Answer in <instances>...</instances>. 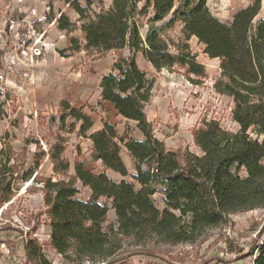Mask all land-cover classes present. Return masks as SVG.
I'll list each match as a JSON object with an SVG mask.
<instances>
[{"label":"trees","instance_id":"trees-1","mask_svg":"<svg viewBox=\"0 0 264 264\" xmlns=\"http://www.w3.org/2000/svg\"><path fill=\"white\" fill-rule=\"evenodd\" d=\"M248 1L246 7L233 12L230 24L211 14L207 0H111L110 8L94 13L93 18L79 27L60 14L56 19L60 31L78 29L84 36V45L72 38L68 50L115 52L110 72L100 81V100L112 105L119 116L135 122L143 140L123 142L108 123L87 138L92 143L94 161L127 177V167L120 157V144L124 143L134 161L133 182H115L105 174H92L83 169L82 163L75 164L74 174H69L68 162L61 158L64 148L57 143L48 152L53 177L36 173L45 157L43 151L34 154L33 167L22 175L16 161L6 169L11 160L6 157L0 167V210L16 194L17 189L14 191L12 187L14 174L23 183L40 184L43 214L49 221V246L66 262L77 264L121 261L124 257L119 259L117 255L124 240L132 241L134 246L192 244L206 230L227 225L231 215L264 210V18L255 22L262 0ZM65 2L79 20L86 18L87 7L76 0ZM91 4L88 0L87 5ZM176 24L181 25L185 40L196 38L209 59L219 60L220 75L213 89L232 100V119L240 127L237 133H232L215 120L203 121L192 130L193 143L200 154L166 148L154 136L145 112L154 80L147 79L146 73L138 68V54L157 71L178 67L191 82H194L191 76L206 78L204 66L196 62V55L187 45H178L163 36L164 31ZM144 25L149 30L143 40L140 30ZM125 49L128 55L124 54ZM62 106L61 122L67 117L75 120V126L81 122L78 135L86 136L92 120L66 102ZM249 131L257 138L252 139ZM242 170L244 177L240 174ZM79 185L90 190L87 199L78 198ZM33 190L26 187V192ZM157 193L163 196L162 209L153 200ZM101 199L111 201L116 229L111 225L103 227L109 208L100 203ZM0 232L6 233L4 242L13 251L12 234L21 237L24 264H52L36 239L27 234L23 237L21 230L10 225H1ZM256 248L255 245L244 254L236 251L237 257L229 262L254 256ZM257 254L254 264H264V243ZM212 261L226 263L219 257Z\"/></svg>","mask_w":264,"mask_h":264},{"label":"rangeland","instance_id":"rangeland-1","mask_svg":"<svg viewBox=\"0 0 264 264\" xmlns=\"http://www.w3.org/2000/svg\"><path fill=\"white\" fill-rule=\"evenodd\" d=\"M76 1L87 7L84 20H79L65 0H0V167L5 164L6 157H11L6 169L16 161L21 166L19 175H22L33 167L34 154L43 151L45 157L36 173L53 177V164L48 152L51 146L58 143L64 148L61 158L68 162L69 174H74L75 164L82 163L83 169L92 174H105L115 182L125 180L132 183L131 175L135 174V167L129 166L123 158L124 143L120 144V157L127 167V177L105 169L100 161H94L92 143L87 138L108 123L114 126L117 137L123 142L126 139L136 140L137 137L143 140L134 122L124 120L112 105L100 100V81L110 72L116 59L115 52H71L68 50L71 39L76 38L79 45H84V36L78 29L60 31L56 22L63 13L79 27L93 18L94 13L110 8L111 0H90L91 5H87L88 0ZM248 4V0H210L208 9L217 19L230 24L233 12ZM263 18L264 0L255 22ZM148 30V26L144 25L140 30L141 39H145ZM163 36L178 45H187L189 51L196 55V62L204 66L206 78L199 80L191 76L190 79L194 80L191 82L178 67L157 71L138 54V68L146 73L147 79L154 80L152 97L145 108L146 116L154 136L166 148L200 154L193 143L192 130L203 121L215 120L232 133L239 131L240 127L232 119L233 103L213 89L214 81L220 75L219 60L209 59L203 53L204 46L196 38L185 40L180 24L164 31ZM170 50L175 52L171 47ZM124 54L128 55L127 49ZM62 102L92 120L93 125L86 136L78 135L81 122L73 125L75 120L72 117L61 122ZM248 133L252 139L257 138L250 131ZM240 174L244 177V170ZM19 175L13 176L12 187L14 191L17 189L15 196L0 210L3 213L0 215V226L10 225L21 230L23 237L27 234L36 239L41 252L52 264H77L66 262L50 248L49 221L43 214L41 185L30 181L23 183ZM27 186L33 187L35 192H26ZM80 189L78 198L87 199L91 195L89 189ZM153 200L158 208L164 207L160 193L155 194ZM100 203L109 208L103 227L111 225L116 229L111 201L101 199ZM5 237L6 233L0 232V264H24L21 237L12 234L14 251L4 242ZM263 243L264 210L256 209L229 216L227 225L206 230L192 244L170 246L148 243L134 246L132 241L124 240L117 255L119 259L124 258L115 264H254L257 249ZM255 245L254 256L229 262L237 257L236 251L244 254ZM215 257L226 263L210 262ZM81 264L106 263L89 261Z\"/></svg>","mask_w":264,"mask_h":264},{"label":"crops","instance_id":"crops-1","mask_svg":"<svg viewBox=\"0 0 264 264\" xmlns=\"http://www.w3.org/2000/svg\"><path fill=\"white\" fill-rule=\"evenodd\" d=\"M210 0H207V6H208V2H209ZM249 2V1H248ZM121 117V116H120ZM121 118H123V117H121ZM124 120H127V119H125V118H123ZM127 121H130V120H127ZM130 122H132L133 123V121H130ZM135 123V122H134ZM136 124V123H135ZM131 138V136H129V139ZM141 139L142 138H140V137H137L136 138V140L137 141H141ZM125 142H127L128 140L126 139V140H124ZM123 148V150H124V153H123V158L126 160V162H127V164L129 165V166H133L134 165V163L132 162V160H131V158H130V156H129V154H128V152H127V150L124 148V147H122ZM131 164V165H130ZM121 264H123V263H121Z\"/></svg>","mask_w":264,"mask_h":264},{"label":"built area","instance_id":"built-area-1","mask_svg":"<svg viewBox=\"0 0 264 264\" xmlns=\"http://www.w3.org/2000/svg\"><path fill=\"white\" fill-rule=\"evenodd\" d=\"M60 256V255H59ZM61 257V256H60Z\"/></svg>","mask_w":264,"mask_h":264}]
</instances>
